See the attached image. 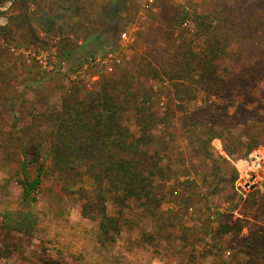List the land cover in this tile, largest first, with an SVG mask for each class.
Instances as JSON below:
<instances>
[{
  "label": "trees",
  "instance_id": "obj_1",
  "mask_svg": "<svg viewBox=\"0 0 264 264\" xmlns=\"http://www.w3.org/2000/svg\"><path fill=\"white\" fill-rule=\"evenodd\" d=\"M6 1L0 0V5ZM87 1L96 4L100 20L92 21L87 13L83 20L77 17L72 22L78 23L76 29L80 21L91 25L81 28L80 45L63 51L70 66L74 54H98L96 45L103 47L104 36L110 43L120 35L123 13L135 0ZM86 2L42 0L50 14L39 8L33 14L43 25L50 22L55 28L58 18L83 15ZM237 9L196 15L194 35L203 42L197 47L194 37L176 43L170 33L158 32L149 50L120 61L110 75L102 76L95 90L82 95V88L75 89L59 105L45 109V121L33 125L40 136L30 140L29 149L22 134V206L0 212L2 227L27 236L38 231L39 215L33 205L44 176L52 172L69 194L84 200L83 216L98 221L94 241L101 263L123 264L124 259L108 250L110 240L121 231L119 217L109 212L111 206L122 210L135 200L155 211L164 201L165 183L174 182V194L192 209L189 199L202 195V187L211 196L222 191L219 184L234 186L238 172L233 161L264 147V95L260 96L264 93V51L261 37H254L258 42H253L249 33L262 31L253 27L257 21L253 12L247 15L248 22L236 24L242 16ZM159 36L164 45H159ZM164 82L172 93L160 106L162 89H166L160 83ZM200 99L202 104L197 105ZM214 139L222 142L226 155L215 153ZM30 164L37 169L35 178L30 176ZM241 214L239 230L246 217L256 221L242 239L252 259L248 264H264V199H246Z\"/></svg>",
  "mask_w": 264,
  "mask_h": 264
},
{
  "label": "rangeland",
  "instance_id": "obj_2",
  "mask_svg": "<svg viewBox=\"0 0 264 264\" xmlns=\"http://www.w3.org/2000/svg\"><path fill=\"white\" fill-rule=\"evenodd\" d=\"M146 4V0L128 4L120 29L129 30V40L122 41L119 35L108 43L104 36L100 41L103 47L96 45L99 53L115 51L121 61L131 60L150 49V42L158 32L164 36L170 33L176 43L184 37L189 40L194 37L197 47L203 42L194 35L195 16L204 11L212 14L221 9L229 11L231 7L238 8L242 15L235 20L236 24L248 22L251 12L257 16L253 27L259 26L262 33H249L253 40L261 37L264 51V0H155L152 6ZM46 7L42 0H8L0 5V212L22 206L23 189L19 182L24 159L22 134L29 149L30 140L40 136L33 125L38 120L45 121V109L59 105L75 89L82 88V95L95 90L102 76L110 75L105 63L86 67V60L93 56L87 52L74 54L72 66L63 57V51L82 43L84 30L81 28L91 25L89 21H80L76 29L78 23L72 22H77V17H86L87 13L92 21L100 20L96 4L87 1L83 15L58 18L55 28L47 21L43 25L33 14L38 8L41 13L50 14ZM51 14L53 18L54 13ZM227 14L223 13L224 19ZM158 39L162 42L159 45H164L163 38ZM32 51L50 56L58 71L46 70L33 59ZM81 68L83 71L77 75ZM158 82L154 81L155 89ZM160 84L166 87L162 89V106L172 89L167 82ZM263 95L260 93L261 98ZM200 104L202 99L197 101ZM212 145L217 155H226L219 139H214ZM233 165L238 172L234 186L225 188V184H219L222 191L211 196L202 187V195L189 199L192 209L183 206L179 194H174V182L165 183L164 201L155 211L146 210L135 200L122 210L111 206L109 212L119 217L121 231L110 240L108 250L121 261L124 259L123 264H248L252 259L248 249L243 248L242 239L256 221L246 217L243 230H239L241 225L237 220L243 218L241 209L246 199H264V147L254 149L245 158L235 159ZM28 169L31 178H35L36 167L30 164ZM229 171L230 178L232 169ZM180 188L178 193H182ZM199 191L195 193L198 195ZM36 195L33 207L39 215V228L33 236L7 230L0 222V264H110L101 263L102 257L95 251L94 232L98 221L83 216L84 200L69 194L52 172L44 176ZM226 220L230 221L229 228ZM221 230H227L226 234Z\"/></svg>",
  "mask_w": 264,
  "mask_h": 264
},
{
  "label": "built area",
  "instance_id": "obj_3",
  "mask_svg": "<svg viewBox=\"0 0 264 264\" xmlns=\"http://www.w3.org/2000/svg\"><path fill=\"white\" fill-rule=\"evenodd\" d=\"M146 1H147V4H146L147 7L152 6L155 3V0H146ZM129 37H130L129 30L124 29V30H122L120 32V40L126 42V41L129 40ZM30 53H31V51H30ZM32 57H33V59L37 60L46 70H48V71H54V70L58 71V69H55V67L52 65V61H51L50 56L47 57L46 55H44L42 53H39L37 51H32ZM120 61H121V58H119L117 52L108 51V52L103 53V54L98 53L96 55H93V56L89 57L86 60L85 66L87 67V65L95 64V63H105L106 68L110 72V71L113 70L114 63H116V62L119 63ZM63 64H65V63L63 62ZM82 71L83 70L81 68V69H79L76 72V74L79 75V74H81Z\"/></svg>",
  "mask_w": 264,
  "mask_h": 264
}]
</instances>
